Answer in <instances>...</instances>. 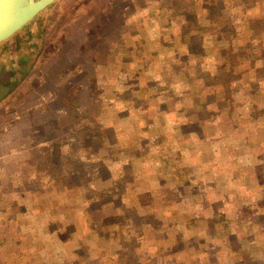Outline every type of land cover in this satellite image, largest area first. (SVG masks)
Masks as SVG:
<instances>
[{
    "label": "rangeland",
    "instance_id": "obj_1",
    "mask_svg": "<svg viewBox=\"0 0 264 264\" xmlns=\"http://www.w3.org/2000/svg\"><path fill=\"white\" fill-rule=\"evenodd\" d=\"M146 62L184 103L153 137ZM9 69L0 264H264V0H54Z\"/></svg>",
    "mask_w": 264,
    "mask_h": 264
},
{
    "label": "trees",
    "instance_id": "obj_2",
    "mask_svg": "<svg viewBox=\"0 0 264 264\" xmlns=\"http://www.w3.org/2000/svg\"><path fill=\"white\" fill-rule=\"evenodd\" d=\"M224 1H227L230 3L232 2V0H224ZM244 1L245 0H243V2ZM246 1H250V0H246ZM201 7L202 8H210L211 6L206 5V7H205V5L201 4ZM214 7H212L213 10L211 13L217 14L214 10ZM187 13H189V12L187 11ZM189 15L190 14H188L186 16L185 11H183L181 13V18L183 19V17H184V19H185ZM195 17H196V15H195ZM186 20L188 21L189 24L186 27L187 30L185 32H183L184 37H186L188 31L191 28H194V26L197 25V23H195L192 20V17H190ZM205 20L207 21V23L212 22V20L209 19V16H205ZM183 25H184V23H183ZM183 25H181L182 27H181V29H179L180 33H181V30L183 29ZM183 36H180V40H182L181 37H183ZM190 36L191 35H189V37ZM19 45H20V41L18 40L17 41V48L19 47ZM157 47H158V49H165L166 46L164 47L163 44L159 43V46H157ZM151 53H152V50H151ZM152 56H154V55L152 54ZM234 60H235V56L233 54H230V59H229L228 63L232 65ZM150 63L147 64V62H146L144 64L145 65L144 68L142 69L143 72L140 73V75L135 76L136 79L137 78L138 79H142V78L146 79V83L144 84V87L147 88L146 93L149 95L146 94V96H148V97L150 96V99L148 101L145 100V104H144L145 111H144V113L137 115L138 119L135 120L136 122L132 121V125L135 127L137 124L141 123L142 124L141 126H143L147 130V132L151 135V134H153V132L156 129H158V127H163L165 124L171 125V123L169 121V114L175 115V113L178 112L177 110H180L179 108L184 106V103H183L182 99H176L178 97V95L176 93H172V94L169 93L168 96L165 97L164 96L165 92L160 91L159 86L157 84L152 85L153 82L155 81V78L160 73L155 72L153 74ZM188 84H189L188 88H190V86L194 85V83H190V82ZM179 89H180V87L178 88V90ZM181 90H184V88L181 87ZM183 111H181L180 113H183ZM177 117H179V116H177ZM172 123H176V122L173 121Z\"/></svg>",
    "mask_w": 264,
    "mask_h": 264
},
{
    "label": "water",
    "instance_id": "obj_3",
    "mask_svg": "<svg viewBox=\"0 0 264 264\" xmlns=\"http://www.w3.org/2000/svg\"><path fill=\"white\" fill-rule=\"evenodd\" d=\"M54 0H0V44L28 25ZM13 91L0 83V103Z\"/></svg>",
    "mask_w": 264,
    "mask_h": 264
},
{
    "label": "flooded vegetation",
    "instance_id": "obj_4",
    "mask_svg": "<svg viewBox=\"0 0 264 264\" xmlns=\"http://www.w3.org/2000/svg\"><path fill=\"white\" fill-rule=\"evenodd\" d=\"M16 42H17V41H16ZM20 44H21V43H20ZM15 48L17 49V43H16ZM19 48H21L20 45H19L18 49H19ZM23 64H24V62H23ZM4 69H7V67H5ZM9 72H10V82H6V81H4V80H5L4 76H0V83H1L3 86H8V85L11 83V81L14 80V79H13V76H12V71H10V69H9Z\"/></svg>",
    "mask_w": 264,
    "mask_h": 264
},
{
    "label": "crops",
    "instance_id": "obj_5",
    "mask_svg": "<svg viewBox=\"0 0 264 264\" xmlns=\"http://www.w3.org/2000/svg\"><path fill=\"white\" fill-rule=\"evenodd\" d=\"M184 11H185V10H184ZM158 42L162 44V42H161L160 40H158ZM164 42H166V41H164ZM20 43H21V49H22L24 43H23V42H20ZM159 43H157V46H159ZM163 45H164V43H163ZM144 111H145V110L143 109L142 113H144ZM117 112H119V111H117ZM131 112H132V114L134 113V111H131ZM142 113H139V112L137 111V113L135 114L136 119H138L137 115L142 114ZM136 119H134V121H135ZM138 121H139V120H138ZM135 122H136V121H135ZM172 124H174V123H172ZM139 125L141 126L142 124L139 123ZM142 127H143V126H142ZM143 131H146V132H147L146 129H144ZM147 135H148L149 137H153V136H151L148 132H147ZM154 135H155V134H154ZM156 135H157V134H156ZM156 135H155V136H156Z\"/></svg>",
    "mask_w": 264,
    "mask_h": 264
}]
</instances>
